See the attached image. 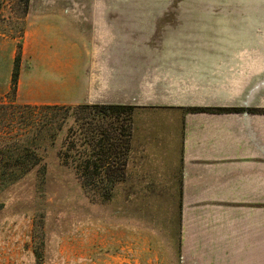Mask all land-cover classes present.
<instances>
[{"label": "crops", "instance_id": "crops-1", "mask_svg": "<svg viewBox=\"0 0 264 264\" xmlns=\"http://www.w3.org/2000/svg\"><path fill=\"white\" fill-rule=\"evenodd\" d=\"M124 3L30 14L32 62L40 28L60 38L57 24L69 20L88 32L80 34L87 96L67 105L135 107L129 172L143 190L175 189L178 178L186 264H264V0H203L180 19L176 7ZM182 22L199 30L184 44L199 53L145 55L146 46H177L164 34ZM73 83L81 86L80 78Z\"/></svg>", "mask_w": 264, "mask_h": 264}, {"label": "rangeland", "instance_id": "rangeland-1", "mask_svg": "<svg viewBox=\"0 0 264 264\" xmlns=\"http://www.w3.org/2000/svg\"><path fill=\"white\" fill-rule=\"evenodd\" d=\"M124 2L128 0H113L127 5ZM91 4L92 0H29L28 5L23 0H0V135L25 136L24 144L43 159L47 170L44 177L41 167H35L14 183L0 180V264H186L178 178L170 186L175 189L143 190L141 179L129 172L135 112L102 118L83 105H67L87 96L81 76L88 57L80 34L88 32L77 33L69 20L57 24L60 38L40 28L39 42L34 40V63L28 54L25 36L30 14ZM128 5L176 7L180 19L185 7L205 4L203 0H129ZM240 5L249 7V3ZM182 24L176 32L164 34L177 39V46H146L145 55L175 54L184 60L191 51L199 53L200 47L184 45L185 39L199 38V30ZM43 47L49 49L42 52ZM19 55L14 93L12 77ZM77 77L81 86L74 87ZM45 106L59 108L42 109ZM103 132L117 150L130 146L127 165L120 168L126 180L105 194L86 185L81 176L83 139L98 138Z\"/></svg>", "mask_w": 264, "mask_h": 264}, {"label": "trees", "instance_id": "trees-1", "mask_svg": "<svg viewBox=\"0 0 264 264\" xmlns=\"http://www.w3.org/2000/svg\"><path fill=\"white\" fill-rule=\"evenodd\" d=\"M28 5L29 0H23ZM21 50V48H20ZM20 55L15 60V70L12 77V85L14 93L19 80L20 70ZM83 108L90 109L96 115L106 118L112 114H131L135 107L121 106V105H84ZM58 106H45L42 109H57ZM193 112H238L241 109H223V108H194L189 109ZM117 120V119H116ZM130 135V134H129ZM24 137H8L0 135V180L4 184H10L18 181L27 175L35 167H41V175L44 177L47 173L46 164L43 159L36 153L28 149V145L24 144ZM110 137L107 133H101L98 138H84V150L81 155L84 156L82 166L84 172L81 174L84 183L91 186L95 190L101 191L105 194L114 185L125 181L126 174L121 173L120 168L127 165V156L129 151V144L125 149L120 148L114 142H110ZM96 149H98L96 151ZM181 192V191H180ZM181 205V204H180ZM181 207V206H180ZM181 221V210H180Z\"/></svg>", "mask_w": 264, "mask_h": 264}]
</instances>
